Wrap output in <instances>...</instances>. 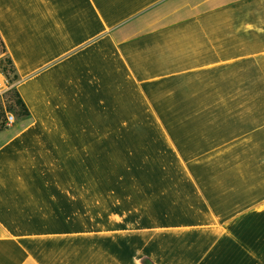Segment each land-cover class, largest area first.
Listing matches in <instances>:
<instances>
[{"label": "crops", "instance_id": "1", "mask_svg": "<svg viewBox=\"0 0 264 264\" xmlns=\"http://www.w3.org/2000/svg\"><path fill=\"white\" fill-rule=\"evenodd\" d=\"M0 39V264H264V0H0Z\"/></svg>", "mask_w": 264, "mask_h": 264}, {"label": "trees", "instance_id": "2", "mask_svg": "<svg viewBox=\"0 0 264 264\" xmlns=\"http://www.w3.org/2000/svg\"><path fill=\"white\" fill-rule=\"evenodd\" d=\"M1 40V43L3 45L4 48V52H7L6 46L4 44V42ZM0 71L5 75L6 78L9 79V81L11 82V84H14L19 76L16 72V67L15 64L12 60V58L7 54L6 57L4 59H0ZM14 93H15V105L19 107V109L17 110L16 107L12 108V110H15L17 113V115H26L29 113L24 101L22 100L21 96L19 95L18 91L15 89L14 87ZM5 123H3L2 126H0V129H2L3 127H5Z\"/></svg>", "mask_w": 264, "mask_h": 264}, {"label": "rangeland", "instance_id": "3", "mask_svg": "<svg viewBox=\"0 0 264 264\" xmlns=\"http://www.w3.org/2000/svg\"><path fill=\"white\" fill-rule=\"evenodd\" d=\"M6 55L7 54L4 52V48L0 40V59H4ZM3 75L4 74L0 71L1 78ZM15 99L14 86H10L9 89L0 93V126H2L3 123L6 125L7 114L9 112H12L15 116H17V112L12 110L14 107H16L17 110L19 109V107L15 105ZM118 163H120V161Z\"/></svg>", "mask_w": 264, "mask_h": 264}, {"label": "built area", "instance_id": "4", "mask_svg": "<svg viewBox=\"0 0 264 264\" xmlns=\"http://www.w3.org/2000/svg\"><path fill=\"white\" fill-rule=\"evenodd\" d=\"M10 86H13V84H11L8 78H6L4 75L2 76V78L0 77V93L6 89H9ZM15 121H16L15 114L9 112L7 114L6 125H12L14 124Z\"/></svg>", "mask_w": 264, "mask_h": 264}]
</instances>
